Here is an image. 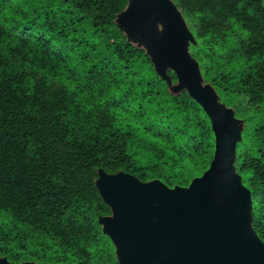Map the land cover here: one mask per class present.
<instances>
[{
    "label": "trees",
    "instance_id": "trees-1",
    "mask_svg": "<svg viewBox=\"0 0 264 264\" xmlns=\"http://www.w3.org/2000/svg\"><path fill=\"white\" fill-rule=\"evenodd\" d=\"M188 51L242 120L233 161L264 243V0H171ZM127 0H0V256L117 264L97 222V169L186 186L212 156L209 119L170 93L114 22ZM170 82L174 73L166 71Z\"/></svg>",
    "mask_w": 264,
    "mask_h": 264
},
{
    "label": "water",
    "instance_id": "water-1",
    "mask_svg": "<svg viewBox=\"0 0 264 264\" xmlns=\"http://www.w3.org/2000/svg\"><path fill=\"white\" fill-rule=\"evenodd\" d=\"M114 22L128 42L143 46L167 89L185 90L200 106L213 134L208 166L186 186L97 169L94 185L110 209L97 222L117 264H264V243L251 227L249 190L233 165L242 120L203 82L180 11L171 0H127ZM168 69L176 77L173 85ZM0 264L15 263L0 256Z\"/></svg>",
    "mask_w": 264,
    "mask_h": 264
},
{
    "label": "rangeland",
    "instance_id": "rangeland-1",
    "mask_svg": "<svg viewBox=\"0 0 264 264\" xmlns=\"http://www.w3.org/2000/svg\"><path fill=\"white\" fill-rule=\"evenodd\" d=\"M185 21V20H184ZM185 23H186V25H187V27H188V25H189V22H188V20H186L185 21ZM132 45H134V46H138V45H136V42L134 41V40H130L129 41ZM139 48H141V49H143V46L142 45H140V46H138ZM174 83H171V85H173ZM170 93H178L179 91H177V92H173L170 88L169 89H167ZM221 103H223V101L221 102ZM227 107H229V106H227ZM230 108V107H229ZM240 115H238L237 117H235V118H237L238 120H240L241 121V118L239 117Z\"/></svg>",
    "mask_w": 264,
    "mask_h": 264
}]
</instances>
